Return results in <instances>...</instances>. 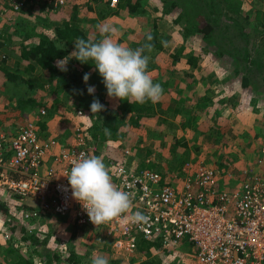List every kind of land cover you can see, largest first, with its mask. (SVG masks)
Masks as SVG:
<instances>
[{
  "label": "rangeland",
  "instance_id": "1",
  "mask_svg": "<svg viewBox=\"0 0 264 264\" xmlns=\"http://www.w3.org/2000/svg\"><path fill=\"white\" fill-rule=\"evenodd\" d=\"M107 1L114 9L105 6ZM111 1L63 0L60 5H53V9H41L38 3L27 8V3L11 14L10 22L1 26L0 59L4 58L2 52L7 55L8 64H13L19 57L11 52V41L7 40L14 39L11 34L19 26L18 22L30 32L41 30L53 35L54 24L64 22L69 13H74L77 23L90 38L99 35L98 25L107 23L115 29L111 38L132 49L139 48L144 32L157 29V39L165 49L173 50L175 46L181 50L176 60L164 49L147 53L150 56L148 74L153 83H159L163 88L160 101L153 104L154 114L142 117L141 125L119 140L105 142L88 132L89 139L96 141L104 155L119 158L127 148L133 165L152 163V167L164 172H177L187 159L207 161L219 170L222 187L239 186L241 169L251 165L264 147V66L252 67L254 85L244 87L240 73L233 75L234 68L242 62L240 43L237 42L243 41L238 38V28L224 15L212 13V33L225 50L219 54L217 50L213 51L214 47H209L208 41L201 39L200 33H187L190 28L184 26L187 20L181 21L182 17L177 20V14L182 13L200 23L202 18L198 14L202 9L205 16L210 13L206 7L213 9L216 0H130L133 9L119 6L118 0L114 4ZM217 1L226 8H233L231 15L238 14L240 19L248 15L250 21L243 25V30L248 34L250 55H256L255 49H258L257 56L264 62V26L254 23L263 15L264 0ZM232 1H239V9H235ZM73 50L63 58L66 59ZM187 53L195 55L194 60L189 62ZM18 61L22 65L19 58ZM35 74L43 86L34 88V95L42 102L34 110H20L13 93L0 85V131L9 135L26 117H35L41 107L48 110L43 116L46 127L44 131L42 127L39 129L43 137L54 135L60 142L68 143L75 123L91 127V119L85 110L89 95H77L72 87L56 88L55 74L43 71L38 65ZM104 101L113 111L117 109V99H109L106 95ZM188 108L190 112H186ZM77 110L84 115L79 116ZM205 117L208 119L203 121ZM57 121L64 123L61 129L56 126ZM202 121L205 123L201 124ZM97 151L100 152L96 150L95 154ZM25 201L28 205H37L33 197H27ZM20 202L6 191L0 194V264H6V246L31 257L35 264H91L94 255H103L109 262L118 254L111 249L110 238L101 235L92 225L74 223L71 216L53 214L43 208L37 218L22 220ZM31 236L37 241L34 242L35 238ZM184 248L189 249L186 250L189 255ZM193 251L194 246L183 241L173 249L150 246L144 251L138 248L123 256L119 264H143L151 257L156 260L155 264H187ZM69 256H72L70 260Z\"/></svg>",
  "mask_w": 264,
  "mask_h": 264
},
{
  "label": "built area",
  "instance_id": "2",
  "mask_svg": "<svg viewBox=\"0 0 264 264\" xmlns=\"http://www.w3.org/2000/svg\"><path fill=\"white\" fill-rule=\"evenodd\" d=\"M47 1L54 6L63 2ZM25 2L0 0V30ZM76 113L84 115L80 110ZM44 114L46 108L41 107L9 135L0 131V194L6 191L22 201V220L37 218L43 208L71 216L76 224L92 225L110 238L111 249L121 258L138 249L139 240L165 249L186 241L195 249L187 264H264V147L251 165L241 169L240 185L229 189L220 185L219 170L207 161L187 159L169 176L154 167L133 165L127 148L119 158L101 151L96 155L100 149L81 122L72 127L68 143L43 137L38 121ZM80 153L100 157L114 185L130 194L132 207L127 214L96 226L72 198L62 174L70 171L71 161ZM27 197L36 199L37 205H28ZM136 212L147 216V221L131 223L129 218Z\"/></svg>",
  "mask_w": 264,
  "mask_h": 264
},
{
  "label": "trees",
  "instance_id": "3",
  "mask_svg": "<svg viewBox=\"0 0 264 264\" xmlns=\"http://www.w3.org/2000/svg\"><path fill=\"white\" fill-rule=\"evenodd\" d=\"M36 3L40 5L41 9L55 8L53 4L48 2L47 0H26L24 7L27 4V8H29L31 5L33 6ZM117 4L119 6L126 5L130 9H133L134 7L130 4V0H118ZM231 4H235V9H239V1H232ZM105 6L109 9H114L109 6L108 1L105 3ZM206 9L210 10L211 12L205 16V11L203 9H200L201 13L198 14L201 15L202 18L200 23L197 19L189 18V16H187L186 14L182 16V13L177 14V20H179L181 17V21L183 19L187 20V23L184 25L185 27H188L186 25H189L190 27L187 28V33L191 35L200 33L201 39H203L204 41H208L210 44L209 47H214L213 51L216 52L217 50L220 54L225 50L214 38V35L212 33L213 25L210 17L213 18V16L211 15L212 13H215L216 16L222 14L226 18L230 19L232 24L238 28V38L243 41V43H241V41L237 42L240 43L239 47L241 48L240 54L242 62L237 65L238 67L234 68L233 75H237L240 73L242 86L244 87L253 84L252 67L257 65L264 66V62H262L261 59L257 56L259 54L258 49H255L256 55H250L249 47L251 45H247V43L249 42L248 34L243 30V25L245 23H249L250 21L248 15H245L242 18L245 20L244 22H242V19L237 17L238 14H230V11L234 10L233 8H226L224 4H221L217 0L213 9H208L207 7ZM69 14L70 15H68L67 19H65L64 22L54 24L53 35H49L45 31L41 30H34L33 32H30L25 28L24 25H22V23H17V25L19 24V26L15 27L14 31L12 32L13 34H11L12 36H14V39L8 38L7 40L11 41V52L17 53L19 57L14 60L13 64H8V57L6 54L4 58L0 59V85L4 89L10 90L13 93V96L15 97L18 108H20V110L30 111L37 109L42 104V102L34 95V88L43 86V82L39 80L35 74L36 65H38L43 69V71L51 73L52 75L55 74L54 78L56 88L60 89L72 87L75 94L77 95H89L90 100L88 101V105H86L85 108L91 119V127L89 128L88 126L87 128V131L89 133H92L94 137L99 138L105 142L109 140H119L123 138V136L128 132H130L134 127L140 126L142 117H147L154 114L155 109L153 103L149 101L144 104H130L127 100L117 99V109L113 111L112 109H110V107L107 106L104 101V97L107 95V90L102 83V77H100L98 70H95V66L91 61L81 63L77 59L73 58L67 64V71H61L57 67V61L63 59V57L68 54L71 49H74V41L77 38H84L85 40L91 39L94 41H98L100 39L99 35L97 34H95L94 37L91 38L87 36L83 28L80 27L77 23L76 14ZM254 23H256L257 26H264V12L261 19H259L258 17L254 21ZM157 32L158 30L155 28H153L151 31L144 32L139 47L148 42L147 36L150 34L153 38L151 40V43L154 45L152 54L154 53L155 49H164L168 53L172 54L174 60H176L179 57V51L181 50V48L174 46L173 50H170L169 48L165 49L166 47L163 46V44L157 39ZM4 38H6L5 35ZM25 39H29L30 42L26 43ZM204 49L206 50V48ZM191 53H187V60L189 62L194 60L195 58V55ZM145 54L147 55V52H145ZM18 58L22 61V65L19 64ZM76 66L78 67L76 68ZM149 69L150 63H148V70ZM241 69H243V71H240ZM85 73H90L88 84L95 86L96 91L94 95H90L87 92V87L83 81V76ZM205 96H202L201 98H205ZM93 99H98L103 105L105 103L104 110L93 114L90 110V105ZM187 111L190 112V108L186 109V112ZM215 112L216 111L214 110L213 114ZM47 113L48 110L46 111V114ZM43 116L42 119L38 121V125L39 129H41L42 127L44 131L46 124L43 120ZM207 119L208 117H205L203 121H206ZM203 121L201 122V124L205 123ZM63 124L64 123L62 121H57L56 126L61 129L63 127ZM39 134H43L41 130L39 131ZM92 141L96 143L95 140ZM98 153L99 152L97 151L96 155H98ZM151 164L152 163L147 166L152 167ZM31 238L34 239L35 237L31 236ZM35 241H37L36 238L34 239V242ZM155 244L159 245L158 243ZM150 246H152V242L150 241H138V247L144 251L150 249ZM4 256L6 259V264H35L31 257L24 255V253H21L20 251L15 250L10 246H6ZM71 258L72 256H69L68 260H70ZM155 261L156 260L154 259V257H151L148 258V260L144 261L143 264H150V262L151 264H155ZM120 262L121 257H113L109 260L108 264H119Z\"/></svg>",
  "mask_w": 264,
  "mask_h": 264
},
{
  "label": "clouds",
  "instance_id": "4",
  "mask_svg": "<svg viewBox=\"0 0 264 264\" xmlns=\"http://www.w3.org/2000/svg\"><path fill=\"white\" fill-rule=\"evenodd\" d=\"M97 28L101 37L98 41L77 38L74 41V50L66 59L58 60L57 67L61 71H67V64L71 58L81 63L91 61L102 77L109 99L127 100L130 104L159 102L163 88L159 83H153L152 77L148 74L150 56L145 54L151 53L154 49L151 43L152 36L149 34L148 42L132 49L111 38L115 33L111 25L105 23L98 25ZM89 78L90 73H85L83 81L88 94L94 95L96 89L94 85L88 84ZM104 108L98 99L91 102L90 110L93 114ZM71 165L70 171L62 175L68 180L72 198L80 204L94 225L108 224L129 212L132 207L130 194L114 185L100 157L80 153L71 161ZM129 219L133 224H140L146 222L148 218L143 213L136 212ZM91 264H108V258L94 255Z\"/></svg>",
  "mask_w": 264,
  "mask_h": 264
},
{
  "label": "crops",
  "instance_id": "5",
  "mask_svg": "<svg viewBox=\"0 0 264 264\" xmlns=\"http://www.w3.org/2000/svg\"><path fill=\"white\" fill-rule=\"evenodd\" d=\"M166 173L169 174V176H170V174L173 173V172H171V171H170V172H169V171H165L164 174H166ZM169 176H168V177H169ZM73 222L76 223L74 220H73ZM78 225H83V224H78ZM180 242H181V241H180ZM183 242H186V241H183ZM156 247H160V245H157V244H156ZM176 247H177V245L171 247V249L176 248ZM182 249H183V248H182ZM186 250H189V249L184 248V252H185L187 255H189L188 252H186ZM191 250H193V249H191ZM193 252H194V253H193L192 255L195 254V249H194ZM190 255H191V254H190Z\"/></svg>",
  "mask_w": 264,
  "mask_h": 264
}]
</instances>
